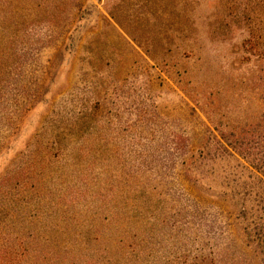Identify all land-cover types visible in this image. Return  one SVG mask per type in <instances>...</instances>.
<instances>
[{
  "label": "rangeland",
  "instance_id": "1",
  "mask_svg": "<svg viewBox=\"0 0 264 264\" xmlns=\"http://www.w3.org/2000/svg\"><path fill=\"white\" fill-rule=\"evenodd\" d=\"M217 2L0 0V264H261L187 170L264 110V0Z\"/></svg>",
  "mask_w": 264,
  "mask_h": 264
},
{
  "label": "trees",
  "instance_id": "2",
  "mask_svg": "<svg viewBox=\"0 0 264 264\" xmlns=\"http://www.w3.org/2000/svg\"><path fill=\"white\" fill-rule=\"evenodd\" d=\"M64 2L60 1L61 7H56L59 15L68 9ZM237 16L235 21L244 24L248 34L242 42L245 62L254 61L258 66L259 75L252 87L259 92L264 106V18L258 19L244 12ZM221 25L215 27L214 32ZM133 40L144 47L147 54L151 53L149 43L143 46L136 38ZM230 129L228 132L209 131L202 150L192 157L187 170L194 179L207 182L209 188L218 185L221 188L218 192L233 201L235 220L244 241L264 264V110L255 121L242 127L232 125ZM207 178L210 180L205 181Z\"/></svg>",
  "mask_w": 264,
  "mask_h": 264
}]
</instances>
